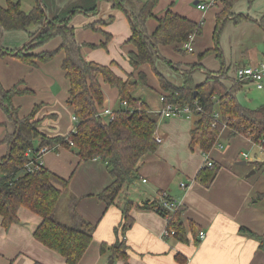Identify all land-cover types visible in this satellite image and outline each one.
<instances>
[{
  "label": "crops",
  "instance_id": "obj_1",
  "mask_svg": "<svg viewBox=\"0 0 264 264\" xmlns=\"http://www.w3.org/2000/svg\"><path fill=\"white\" fill-rule=\"evenodd\" d=\"M12 1L18 2L24 12L30 11L34 4L33 0ZM240 1L246 3L247 0H237L232 6L233 13H241L236 9ZM40 2L47 19H64L66 17L60 15L70 10L61 6L60 11L53 14L49 6L53 5L54 0ZM74 4L77 5L71 11L78 10V14L75 13L70 20V27L74 30L76 42L82 45L84 60L110 67L122 80L142 72L146 75V85L149 82L151 88L157 89L160 98L164 91L157 78H152L146 65L138 70L130 66L129 54L134 52V48L128 43L131 36L129 14L105 0H73L72 6ZM197 4H204L206 8L201 10ZM0 6L6 7V0H0ZM93 9H96L95 13H84ZM221 9L219 0H158L153 10L154 17L145 23L147 33L152 35L157 27V19L169 11L201 24L202 35L191 38V52L181 45L158 46L159 55L175 67L178 75L196 65L197 69L192 74L195 85L204 81L205 72H223L226 76L223 83L231 88L236 68L254 66L264 61V32L254 23L264 13V0H254L251 7L247 6L248 12L241 13L250 16L252 21L235 23L230 19L225 22L218 38L219 57L218 52L205 54L215 48V17ZM82 15L86 18H82ZM108 19L111 21L106 23ZM34 31L35 28L28 32L5 33L2 47L9 51L22 48L29 41L28 33ZM103 33L109 36L105 47L102 46L105 42ZM12 35L14 38H10ZM60 43L59 38H54L32 53L52 52ZM192 52H196L195 58L181 57ZM63 56V52H59L51 61L38 63L36 67H30L11 55L0 57V84L3 89L17 86L20 90L31 91L13 97L12 105L17 109V117L28 116L37 106L34 118L41 120L39 131L48 137H65L74 128L73 112L67 104L68 82L61 68ZM250 86L257 89L253 83L242 84L236 94L237 101L244 88ZM101 90L103 109L110 112L119 109L117 90L105 83H101ZM258 91H264V79L263 89ZM140 92L142 98L134 93L133 97L143 101L150 112L158 117L155 137L160 139V143L154 153L145 154L140 161L138 180L134 184L136 201H157L161 199L160 193L174 199L183 207L181 221L186 242L174 238L163 239L166 220L153 211L135 208L129 212L133 225L124 237L115 234L114 230L122 223L120 207H106L98 198L112 182L106 165L96 159L80 161L73 149L58 146L47 149L41 156L44 168L68 181L56 206L54 219L71 228L79 229L81 221L94 226L90 245L78 264H108L110 260L112 264H264V252L258 249V244L252 238L240 231L244 228L252 234L264 235V188L254 187V182L244 178L247 171H255V163L263 160L262 154L256 151L255 161L251 159L250 153L254 154L252 142L242 135L229 137L228 129L221 132L218 143L208 154L204 155L199 148L190 150L189 134L196 119L193 116L160 119L161 103L155 96L152 98L151 93ZM13 130L14 121L10 122L0 108V158L8 154L9 148L3 140ZM205 156L220 166L208 186L194 181ZM247 161L251 163L250 167L246 166ZM242 165L246 169L239 168ZM180 183L186 184V189H181ZM17 218L18 224L8 229L1 226L0 218V264H66L60 255L33 238L35 229L41 223L38 215L20 208ZM190 224L204 232L203 240L196 236L195 242L190 234ZM121 241L127 247L126 261L110 258L109 252L100 254L101 244L112 246Z\"/></svg>",
  "mask_w": 264,
  "mask_h": 264
},
{
  "label": "trees",
  "instance_id": "obj_2",
  "mask_svg": "<svg viewBox=\"0 0 264 264\" xmlns=\"http://www.w3.org/2000/svg\"><path fill=\"white\" fill-rule=\"evenodd\" d=\"M105 1L129 14L131 36L128 43L134 48V52L129 54L131 67L134 70L142 65L151 67L164 91L162 95L166 98V104L190 106L193 110L196 106L200 108V112L193 113L196 120L189 134L190 150L199 148L204 155L208 154L218 143L221 132L228 129L229 137L242 135L252 142L263 156V160L255 163L256 169L264 166V103L253 109L241 106L236 94L242 84L234 80V85L227 88L223 83L226 77L223 72H205V79L199 85H195L192 80L196 65L182 71L177 79L157 72V63L160 60L166 62L159 55L158 46H183L193 36L202 34L201 24L168 11L157 19L156 30L149 35L145 23L154 17L153 10L158 0ZM219 1L222 9L215 17V48L205 52H218V57V38L225 22L230 19L235 23L252 21L248 15L233 13L232 6L237 0ZM33 2L28 12H24L20 4L12 0H6V7L0 6V57L11 55L30 67H36L38 63H47L57 53L63 52L61 68L68 82L67 104L72 109L75 122L72 132L65 137H48L42 134L39 131L41 120L34 118L37 106L28 116L20 119L17 117V109L12 105L13 97L26 95L31 91L20 90L17 86L5 90L0 84V108L10 122L14 121L13 132L3 140L9 148L8 154L0 158L1 226L8 229L11 225L18 224L17 212L20 208H26L41 218L33 238L60 255L66 264H78L90 245L94 226L81 221L80 228L77 229L56 221L54 212L68 181L44 168L42 164L36 168L32 166L33 172L27 171V166L41 149L48 147L50 150L62 146L73 149L80 161L96 159L106 165L112 182L98 198L106 207H120L122 223L114 230L115 234L124 237L133 225L129 212L135 208L160 215L166 220V230L173 232L166 239L174 238L185 243V228L181 221L183 207L176 205L170 211L162 205V202H176L174 199L166 193H160L161 200L135 203L130 197V192L135 191L134 184L138 180L137 170L142 157L154 153L158 148L155 141L158 117L150 112L143 101L133 97L138 83L146 85V75L139 72L137 80L132 74L122 80L110 67L85 61L81 55L82 45L76 42L74 30L70 27V20L78 10H72L64 19H47L40 0ZM253 2L254 0H247L248 6L251 7ZM90 12L95 13L96 9L84 11ZM254 23L264 32V13ZM30 26H34L36 31L28 33L29 42L24 47L13 51L2 47L1 41L5 33L28 32ZM103 35L105 42L102 46L105 47L109 36ZM54 38H59L61 42L56 50L32 53ZM166 63L171 66L169 62ZM101 83L115 88L118 93L120 107L112 112L109 119L99 116L104 101ZM219 170L218 164L211 162L209 167L204 163L194 181L208 186ZM189 226L190 234L197 243L200 231L193 224ZM240 231L252 238L258 244V249L264 252V235L252 234L244 228ZM126 248L124 241L112 246L103 243L99 252L102 255L109 252L110 258L126 261Z\"/></svg>",
  "mask_w": 264,
  "mask_h": 264
},
{
  "label": "rangeland",
  "instance_id": "obj_3",
  "mask_svg": "<svg viewBox=\"0 0 264 264\" xmlns=\"http://www.w3.org/2000/svg\"><path fill=\"white\" fill-rule=\"evenodd\" d=\"M72 1L73 0H54V3H53V5L51 4L50 6H49V9H50V12L51 13H53V14H55V13H58L57 11L59 10L60 11V9H61V6L62 7H65V9H70L69 11H71V9L75 6V5H77V4H74L73 6H72ZM52 2H53V0H52ZM247 1H246V3H243L242 1H240L238 4H237V6H236V9H237V11L238 12H241V13H243V11L246 13V12H248L247 11ZM55 7V8H54ZM56 9V10H55ZM68 11V12H69ZM68 12H64L63 14H61L60 16H63V17H66V15H67V13ZM236 13V12H235ZM76 14H78V13H76ZM236 14H238V13H236ZM124 15H125V13H124ZM83 17L82 18H86L84 15H82ZM62 17V18H63ZM155 20V19H154ZM109 21H111V20H107V21H105L106 23L107 22H109ZM71 22V21H70ZM33 28V30H34V26H30L29 27V31L31 30ZM202 35V34H201ZM201 35H199V36H201ZM198 36V37H199ZM10 38H14V35H12ZM7 39V38H6ZM29 42V41H28ZM190 46H191V48H192V44H190ZM195 56H197L196 55V52H192V53H186L185 55H183V56H181V57H193V58H195ZM166 62H168V61H166ZM166 62H164V61H159L158 63H157V66H156V69H157V72L158 73H160V74H162V75H164V76H168V77H171V78H173V79H177L178 78V74H177V72L176 71H174V69H173V67H172V65L170 66V65H168V63H166ZM131 66V65H130ZM146 67L149 69V73H150V75L152 76V78H157L156 77V75H155V73L152 71V69H151V67L149 66V65H146ZM150 77V76H149ZM133 78L135 79V80H137V75H134L133 76ZM234 78H235V70H234ZM152 82L154 83V80H152ZM156 90L157 89H155V88H151L150 86H149V82H148V84L147 85H143V84H140V83H138V86H137V88H136V90H135V92H134V94H137V96L138 97H141L142 98V96H143V94L140 92V91H143V92H145V93H151L150 95H152V98H153V96H155L156 98H157V100H158V102L160 103V100H159V95H158V93L156 92ZM263 94H264V91H258L257 89H255V87L254 86H250V87H245L244 88V90H243V92H242V94H240V96H239V98H238V101L242 104V105H244V106H247V107H249V108H256L258 105H260V103L262 104L263 102H264V100H262L261 101V98L263 97ZM244 97H245V99H244ZM256 151H258V149L257 148H255L254 147V154H253V152L252 153H250V155H249V157L252 159V158H254V161H255V155H256ZM241 160H245V159H241ZM245 163H247V167H250L251 166V163L250 162H245ZM246 166L245 165H242V166H240L239 168H243V169H246ZM254 174H251V175H249L252 171H247L246 172V175H248V177H246V175L244 176V178L247 180V179H249L250 181L249 182H254V187H263L264 188V167L263 168H260V169H255L254 168ZM136 191H131L130 192V197H131V200L133 201V202H135V203H137V201H136V193H135ZM256 197L254 196V199H255ZM258 202H260V200L258 201ZM257 204H259V203H257ZM254 206H255V204H254Z\"/></svg>",
  "mask_w": 264,
  "mask_h": 264
},
{
  "label": "built area",
  "instance_id": "obj_4",
  "mask_svg": "<svg viewBox=\"0 0 264 264\" xmlns=\"http://www.w3.org/2000/svg\"><path fill=\"white\" fill-rule=\"evenodd\" d=\"M197 8L204 10L206 8V6L204 4H197ZM190 42H191V38L190 41L188 43H185L183 45V48L187 51V52H191L192 48L190 46ZM235 82L237 83H253L255 84L256 88L258 90L263 89V79H264V61L260 62L254 66H247V67H238L235 69ZM165 96L161 95L159 100L161 103V110L159 112V118L163 119V120H168L171 118H188V117H192L194 112H200V108L196 106V104L194 103V108L195 110H193L192 107L190 106H178V105H171V104H166L165 103ZM125 105V103L123 104V106ZM99 116L102 118H106L109 119L112 117V112H110L108 109H103L99 112ZM217 117V115H216ZM73 121L75 122V118H73ZM155 141L157 144L160 143V139L159 138H155ZM45 152H47V148H43L39 151V153L37 154V156H35V159L31 162L30 165L27 166V171L28 172H33L34 169H32L33 167H38L39 165L42 164L41 161V156L43 154H45ZM204 163H206L207 166H211V162L208 160V158L205 156L204 159ZM143 183H145V180H142ZM179 187L181 189H186L187 185L184 183H180ZM161 200V199H160ZM162 205L164 208L169 209L170 211H173L179 204H176V202H171V203H166V202H162ZM173 232H168L166 230V228L164 229L163 233H162V238L166 239L169 236H172ZM205 237L204 232L200 231L198 233V238L199 240H203Z\"/></svg>",
  "mask_w": 264,
  "mask_h": 264
},
{
  "label": "water",
  "instance_id": "obj_5",
  "mask_svg": "<svg viewBox=\"0 0 264 264\" xmlns=\"http://www.w3.org/2000/svg\"><path fill=\"white\" fill-rule=\"evenodd\" d=\"M254 174V171H252L249 175ZM113 262L110 260L108 264H112Z\"/></svg>",
  "mask_w": 264,
  "mask_h": 264
}]
</instances>
